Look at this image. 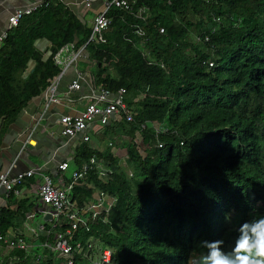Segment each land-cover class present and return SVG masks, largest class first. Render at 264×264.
<instances>
[{
  "label": "trees",
  "instance_id": "16d2710c",
  "mask_svg": "<svg viewBox=\"0 0 264 264\" xmlns=\"http://www.w3.org/2000/svg\"><path fill=\"white\" fill-rule=\"evenodd\" d=\"M130 1L129 9H108L103 43L87 42L90 27L57 0L8 31L0 49V144L59 73L54 53L84 45L87 62L78 67L91 87L123 88L133 120L97 123L89 130L93 144L74 147L72 169L94 163L72 187L71 201L81 207L105 191L114 203L72 239H94L115 264H186L201 240L228 247L241 221L264 214V0ZM38 39L50 44L46 56ZM15 203L20 214L31 207L28 199ZM9 207L0 209L1 230ZM19 254L14 264H65L48 248L36 247L32 258Z\"/></svg>",
  "mask_w": 264,
  "mask_h": 264
},
{
  "label": "built area",
  "instance_id": "2783aa9c",
  "mask_svg": "<svg viewBox=\"0 0 264 264\" xmlns=\"http://www.w3.org/2000/svg\"><path fill=\"white\" fill-rule=\"evenodd\" d=\"M48 1L35 0L24 6L14 8L7 17L6 28L0 31V49L8 31L15 28L22 17L30 15L37 9L46 6ZM94 1L81 0V4L89 7ZM200 1L208 3L210 0ZM130 5V0H106L103 9L93 17L89 25L90 34L87 42L103 43L105 41L104 31L110 23L107 12L111 6L129 9ZM215 21H218V19H215ZM158 32L163 33V28L159 27ZM136 33L139 35L143 34L139 27H137ZM193 39L200 41L202 38L195 35ZM203 40L207 41L208 36H205ZM86 56L84 45L76 49L74 43L64 44L54 53L53 62L60 68V71L39 94L45 106L48 107L51 103L58 102L56 81L70 65L75 64L79 59ZM82 78L81 73H77L69 81L67 84V92L69 94H74L81 89L84 82ZM124 94L125 90L123 88L118 89L116 92H111L106 89L95 90L91 85H88L85 95L87 102L84 108L75 115L64 114L60 116L61 134L70 139L77 138L80 141L87 142L89 141V130L97 123L105 125L110 120L121 117H124L126 121H132L133 113L124 102ZM158 146L160 147L161 145L158 144ZM93 163L94 158H91L89 162L83 163L80 168L72 169L69 172L67 161L59 162L57 165L56 182H54L53 177L41 172L39 168H31L14 176L0 172V186L5 190L6 196L11 192L17 194L18 189L16 187L18 184L25 182L27 178L35 174L39 175L37 197L42 208L40 210L36 209L35 212H39L43 217L49 215V218L47 220L44 219L37 226V234L43 235V239L39 240L38 247L56 251L63 258L65 264H73L76 258L85 261L87 264H115L112 260L111 251L106 247L101 249L95 246L94 239H90L86 243H83L80 239H72L74 231L78 230L79 227L88 230L90 222L94 221L101 213H107L114 203V198L105 191L96 192L93 201L81 207L76 206L71 201L69 194L72 187L78 180L84 178L88 171L91 170ZM96 168L98 169V175L104 177L105 170L99 166ZM66 175L69 176L68 182L65 181ZM33 215L34 213H30L26 218ZM45 223L49 226L46 227ZM0 244L18 252L12 256L10 261L12 263L20 260L21 255L19 253H25L28 250V245L23 237L15 234L6 236L1 231Z\"/></svg>",
  "mask_w": 264,
  "mask_h": 264
},
{
  "label": "crops",
  "instance_id": "0c3cea01",
  "mask_svg": "<svg viewBox=\"0 0 264 264\" xmlns=\"http://www.w3.org/2000/svg\"><path fill=\"white\" fill-rule=\"evenodd\" d=\"M33 1L35 0H0V31L6 28L7 17L14 8L24 6ZM61 1L82 22L89 26L93 17L103 9L106 0H95L89 7L83 6L81 0ZM34 45L44 53V56L48 54L47 48L50 44L46 40L38 39L34 42ZM80 62L86 63V57L70 65L56 81L58 102L51 103L47 107L40 96H37L28 102L17 115L15 121L7 128L0 144V172L14 176L31 168H39L41 172L53 177L54 182H56L59 162L67 161L68 171L72 170L71 155L80 140L77 138L70 139L61 134L59 118L64 114H77L87 102L85 95L90 82L87 70L81 71L78 67ZM77 73H81L83 76V86L76 93L69 94L67 92V84ZM89 141L93 144L91 139ZM38 182L39 175L35 174L18 185V193L14 194V199H28L29 203L31 202V207L26 210L23 209L21 214L16 212V207H18V204L15 203L16 200L14 201L13 198L9 200L8 196L5 195V190L0 186V209L10 204L9 209L11 210L10 222L6 226L3 224V230L0 229V231H4L3 233L6 236L15 234L23 237L28 245V250L24 255L30 256L29 258H32L34 249L39 244L40 234L36 232L37 226L44 219H48L40 215L39 212H35L36 209L40 210L42 208L37 197ZM30 213H34V215L26 218ZM40 216L41 220L35 223V218ZM17 253V251L0 244V264H14L10 261L12 256Z\"/></svg>",
  "mask_w": 264,
  "mask_h": 264
},
{
  "label": "clouds",
  "instance_id": "9594fccd",
  "mask_svg": "<svg viewBox=\"0 0 264 264\" xmlns=\"http://www.w3.org/2000/svg\"><path fill=\"white\" fill-rule=\"evenodd\" d=\"M199 248L186 264H264V214L241 221L230 246L224 247L222 240H201Z\"/></svg>",
  "mask_w": 264,
  "mask_h": 264
},
{
  "label": "rangeland",
  "instance_id": "374dc122",
  "mask_svg": "<svg viewBox=\"0 0 264 264\" xmlns=\"http://www.w3.org/2000/svg\"><path fill=\"white\" fill-rule=\"evenodd\" d=\"M194 34V33H193ZM192 34V35H193ZM195 35H193V37H194ZM153 127L156 129V128H158V124L157 123H154L153 124ZM138 140V142H139V139H137ZM109 145V142L108 141H105L104 143H102L101 144V146L100 147H104V145ZM141 145V143H139V146ZM142 148V147H141ZM112 150L113 151H117L118 150V148H116L115 146H112ZM140 151V153H142L143 154V151H141V149L139 150ZM120 156V164L121 165H123V166H125V161H124V156H123V154H122V152H121V154L119 155ZM36 220H34V222L36 223L37 221H39V220H41V216L39 217V218H35ZM33 221V220H32Z\"/></svg>",
  "mask_w": 264,
  "mask_h": 264
},
{
  "label": "water",
  "instance_id": "95a60500",
  "mask_svg": "<svg viewBox=\"0 0 264 264\" xmlns=\"http://www.w3.org/2000/svg\"><path fill=\"white\" fill-rule=\"evenodd\" d=\"M50 50H52V46L50 47ZM45 218H49V215H46Z\"/></svg>",
  "mask_w": 264,
  "mask_h": 264
}]
</instances>
